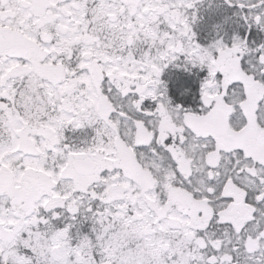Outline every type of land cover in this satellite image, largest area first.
Here are the masks:
<instances>
[{
    "label": "snow or ice",
    "instance_id": "1",
    "mask_svg": "<svg viewBox=\"0 0 264 264\" xmlns=\"http://www.w3.org/2000/svg\"><path fill=\"white\" fill-rule=\"evenodd\" d=\"M0 264H264V0H0Z\"/></svg>",
    "mask_w": 264,
    "mask_h": 264
}]
</instances>
